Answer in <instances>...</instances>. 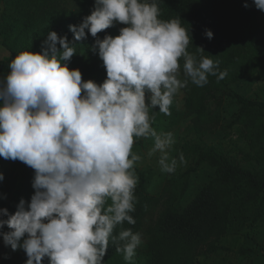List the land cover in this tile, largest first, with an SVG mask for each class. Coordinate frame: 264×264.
<instances>
[{
  "label": "clouds",
  "instance_id": "9594fccd",
  "mask_svg": "<svg viewBox=\"0 0 264 264\" xmlns=\"http://www.w3.org/2000/svg\"><path fill=\"white\" fill-rule=\"evenodd\" d=\"M254 3L264 11V0ZM160 15L159 0H95L92 13L69 26L74 41H82L89 32L97 37L116 23L127 25L92 46L106 68L102 84L83 81L80 69L62 63L77 53L76 45L55 31L42 52H21L0 77V156L35 172L30 203L21 199L14 214L0 209V230L10 229L0 236L13 251H25L26 264H43L45 257L49 264H104L110 241L132 264L142 233L115 229L136 223L130 213L141 157L132 152L134 139L154 138L149 155L159 152L161 170L174 173L184 155L169 158L173 133L158 134L150 110L170 115L175 94L189 81L203 87L209 75H227L214 56L189 53L191 30L181 18Z\"/></svg>",
  "mask_w": 264,
  "mask_h": 264
},
{
  "label": "trees",
  "instance_id": "16d2710c",
  "mask_svg": "<svg viewBox=\"0 0 264 264\" xmlns=\"http://www.w3.org/2000/svg\"><path fill=\"white\" fill-rule=\"evenodd\" d=\"M0 3L4 5L0 18V44L11 53L9 58L0 59V77L7 76L8 65L21 52H42V44L51 31L74 41L69 26L82 23L95 7V0H0ZM159 8L160 19L181 18L182 26L191 30L189 53L197 58L212 55L219 64V72H227L219 80L217 76L209 75V82L203 87L189 81L183 88L185 113L191 117L189 131L202 142L219 126L218 101L229 95L236 100L239 110L227 126L240 125L251 148L238 159L221 146L205 148L198 142L188 143V148L197 156L195 165L174 174L162 196L145 186H136L137 202L135 211L130 213L136 223L132 225L125 221L122 226H117L115 234L128 228L141 233L147 214L162 205L157 219L147 231L146 250L137 248L132 264H195L200 253L218 256L235 253L244 260H251L260 250L259 241L252 234H243L237 249L221 240L228 234L238 235L244 228L264 226V102L231 88L243 76L254 75L259 68H264V11L257 9L254 0H159ZM120 29L116 23L97 37L87 33L86 39L74 41L77 53L70 61L62 63H67L70 69H80L83 81L102 84L107 78L106 68L98 48L94 52L92 46L96 39L102 40L106 35L118 36ZM206 30L213 32L211 40L206 38ZM196 47H202L205 53H200ZM180 63L183 64V59ZM203 162L215 168V177L184 205L182 201L190 177ZM22 164L27 172L32 170L19 160L0 156V173L4 176L0 180V209L7 208L11 188L6 177L11 167ZM16 211L17 207L9 213ZM0 231L6 232V226ZM43 264H49L47 257ZM104 264H126L123 254L116 251L111 241Z\"/></svg>",
  "mask_w": 264,
  "mask_h": 264
},
{
  "label": "rangeland",
  "instance_id": "374dc122",
  "mask_svg": "<svg viewBox=\"0 0 264 264\" xmlns=\"http://www.w3.org/2000/svg\"><path fill=\"white\" fill-rule=\"evenodd\" d=\"M4 5L0 3V18L3 12ZM120 28L127 25L120 24ZM11 56V53L0 44V59H6ZM181 80L183 76L182 69L179 76ZM231 88L236 92L252 99L261 100L264 102V68H259L254 75H245L239 81L233 83ZM148 94L146 93V103ZM218 105L221 110V120L219 126L208 133L202 142L195 134L189 131L191 117L186 115L185 111V92L180 89L174 96L173 104L170 106V115L159 112L158 107L150 110L152 117V127L159 133H173L175 143L168 150L169 158L178 159L183 153L186 163L177 167L174 173L163 172L158 163L160 153L156 152L149 155L150 150L154 146V138L139 137L134 139L132 152L138 154L141 160L136 162L135 174L139 177L137 186H145L146 189L156 195H163L165 186L168 180L177 173L184 171L190 165H195L197 156L194 155L188 148V143L198 142L205 148L210 146H221L228 154L236 156L238 159L243 157L244 151L250 150L249 140L243 135L240 125L228 127L232 116L239 110V105L236 100L229 95L222 96ZM264 123V117H263ZM34 169L30 172L24 169L23 164L20 166L11 167V171L6 180L11 184V188L6 200L8 211L17 207L21 199L26 203H30L31 197L35 190L32 186L34 179ZM215 177V168L208 163H201L195 172L190 177L188 190L183 198V204L189 203L194 196ZM164 200V197H162ZM110 204L111 201L109 200ZM162 205L152 209L142 224V244L138 247L141 250H146L148 246V229L157 219ZM10 229L6 226V232ZM249 232L259 241V253L251 260H244L235 253L225 256L214 254L200 253L195 264H264V226L244 228L238 235L228 234L221 240L222 243L237 249L243 241V234ZM28 257L23 249L13 251L10 246H5L3 238L0 237V264H22L27 261Z\"/></svg>",
  "mask_w": 264,
  "mask_h": 264
}]
</instances>
